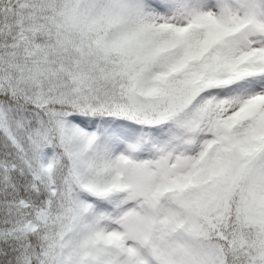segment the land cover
Returning <instances> with one entry per match:
<instances>
[{
	"label": "snow or ice",
	"instance_id": "snow-or-ice-1",
	"mask_svg": "<svg viewBox=\"0 0 264 264\" xmlns=\"http://www.w3.org/2000/svg\"><path fill=\"white\" fill-rule=\"evenodd\" d=\"M0 264H264V0H0Z\"/></svg>",
	"mask_w": 264,
	"mask_h": 264
}]
</instances>
